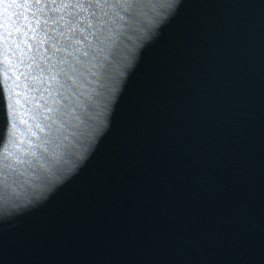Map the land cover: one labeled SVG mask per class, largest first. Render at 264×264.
I'll return each instance as SVG.
<instances>
[{
	"label": "water",
	"instance_id": "obj_1",
	"mask_svg": "<svg viewBox=\"0 0 264 264\" xmlns=\"http://www.w3.org/2000/svg\"><path fill=\"white\" fill-rule=\"evenodd\" d=\"M0 264H264V0H167L82 159L0 211Z\"/></svg>",
	"mask_w": 264,
	"mask_h": 264
},
{
	"label": "snow or ice",
	"instance_id": "obj_2",
	"mask_svg": "<svg viewBox=\"0 0 264 264\" xmlns=\"http://www.w3.org/2000/svg\"><path fill=\"white\" fill-rule=\"evenodd\" d=\"M166 2L24 0L4 5L12 10L7 35L14 30L23 39L13 40L15 48L5 53L9 58L0 87L6 117L0 138V211L45 198L82 159L119 86L130 45Z\"/></svg>",
	"mask_w": 264,
	"mask_h": 264
}]
</instances>
